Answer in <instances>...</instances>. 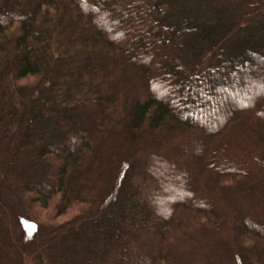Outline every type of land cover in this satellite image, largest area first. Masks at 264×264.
<instances>
[{"label":"trees","instance_id":"trees-1","mask_svg":"<svg viewBox=\"0 0 264 264\" xmlns=\"http://www.w3.org/2000/svg\"><path fill=\"white\" fill-rule=\"evenodd\" d=\"M0 264H264V0H0Z\"/></svg>","mask_w":264,"mask_h":264},{"label":"snow or ice","instance_id":"snow-or-ice-1","mask_svg":"<svg viewBox=\"0 0 264 264\" xmlns=\"http://www.w3.org/2000/svg\"><path fill=\"white\" fill-rule=\"evenodd\" d=\"M33 227H35V226H33Z\"/></svg>","mask_w":264,"mask_h":264}]
</instances>
